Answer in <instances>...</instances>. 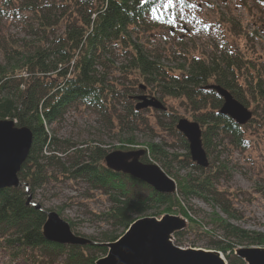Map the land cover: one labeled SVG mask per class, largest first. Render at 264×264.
Instances as JSON below:
<instances>
[{"label":"trees","instance_id":"1","mask_svg":"<svg viewBox=\"0 0 264 264\" xmlns=\"http://www.w3.org/2000/svg\"><path fill=\"white\" fill-rule=\"evenodd\" d=\"M188 5L187 0H0V120H12L32 134L18 172L20 185L0 188V247L11 259L95 264L106 254L101 244L116 240L137 215L150 210H155L153 215L161 210L179 213L198 226L190 215L188 202L193 198L218 207L227 221L237 218L231 198L217 188L227 170L219 156L230 149L244 155L249 139L264 138V66L230 46L199 56L184 44L172 51L156 48L151 24L172 26L177 11ZM11 26L23 37L7 33ZM208 85L225 89L245 107L251 101L252 118L242 126L222 115L223 100ZM148 87L162 104L163 99L179 101L200 126L207 158L214 152L217 156L207 167L193 162L186 139L176 129L179 113L163 104L158 123L185 150L176 161L180 168L190 169L173 194L107 168L104 157L109 150L102 142L77 145L53 128L71 110L89 111L117 130V149L128 151L137 144L132 137L136 123L143 120L142 110L136 109L139 94L134 92ZM145 145L140 160L161 163L170 176L169 157L175 155L171 147L164 141ZM61 179L80 181L106 197L109 207L98 216L109 228L91 238L98 244L67 245L43 236L46 212L35 207L36 192ZM29 194L33 202L27 203ZM227 221H214L223 240L213 247L228 254V264H245L233 255L234 247L264 246V234Z\"/></svg>","mask_w":264,"mask_h":264},{"label":"rangeland","instance_id":"2","mask_svg":"<svg viewBox=\"0 0 264 264\" xmlns=\"http://www.w3.org/2000/svg\"><path fill=\"white\" fill-rule=\"evenodd\" d=\"M187 1L189 5L177 11L176 20L172 26L151 24L152 33L157 35L156 41L152 43L154 46L157 45L161 50L172 51L178 44L176 48H181L184 44L185 48L198 56L201 52L208 54L212 48L215 50V47L220 50L230 46L237 52L240 50L239 52L245 58L264 66V0ZM6 32L11 36L23 37L16 26H11ZM157 46L155 47L158 48ZM165 64L170 63L165 62ZM241 76V80L244 81L245 75ZM243 81H241L242 85ZM125 85L127 86L126 83ZM134 94L153 95L150 93V87L142 93L136 91ZM163 104L166 109L176 110L181 118L192 120L190 113L184 110L179 101L163 99ZM246 106L250 111L253 110L251 101ZM141 110L143 120L136 123L137 130L132 137L137 144H134L130 150L145 149V144L151 141L166 142L175 153L174 157H169L170 176H168L175 181L177 189L178 181L188 177L190 172L189 168H180L181 164L176 162L185 150L179 146L178 139L158 123L159 109L149 107ZM105 125L106 123L94 113L71 110L53 128L59 137L79 143L77 145L87 141H99L110 152L120 145V136L115 128L110 130ZM259 136L261 137V134ZM249 140L250 146L245 150L244 155L236 149H230L226 152L222 150L223 155L219 156V159H225L227 170L218 179L217 188L231 198V205L237 218L227 221V217L218 207L213 208L202 199L193 198L188 202L192 208L190 215L197 220L198 226L191 225L186 218L187 226L178 232L183 234L173 236L174 245L216 250L213 243L223 240L221 233L214 225V221L218 218L243 229L264 234V138ZM221 149L220 147L219 150ZM216 157V152L210 154L207 158L208 164L211 161L215 162ZM150 162L161 166V163L157 161ZM28 197L29 202H33L30 194ZM35 199L39 208L42 206L45 212L55 211L60 218L69 223L78 236L92 241L91 238H97L101 231L109 228L98 216L109 207L106 197L89 190L80 181L61 179L60 182H52L43 189L37 190ZM160 212L153 215L155 210H150L137 215V218L166 213L181 215L162 210ZM238 247L251 246L244 244L234 249ZM222 255L228 263V254L222 253ZM229 257H231L230 254ZM0 264H26V262L22 259H11L0 247Z\"/></svg>","mask_w":264,"mask_h":264},{"label":"water","instance_id":"3","mask_svg":"<svg viewBox=\"0 0 264 264\" xmlns=\"http://www.w3.org/2000/svg\"><path fill=\"white\" fill-rule=\"evenodd\" d=\"M207 88L215 90L222 98L219 109L222 115L228 116L238 125H245L252 118V112L228 91L216 85ZM136 100V109L152 107L165 110L162 102L153 95L141 94ZM176 129L188 143L191 160L207 167L209 164L198 123L180 118ZM31 142L32 134L28 128L17 127L9 119L0 120V188L20 185L18 172L29 153ZM144 154L145 149H116L105 155L104 163L107 168L139 179L157 192L175 193V181L157 164L143 163L140 159ZM35 207L39 208L38 205ZM186 226L187 219L182 215L166 213L137 218L116 240L101 244L107 251L95 264H228L220 251L174 245V234ZM42 234L47 240L61 244H98L73 233L69 223L55 211L46 212ZM234 255L245 264H264V246L238 247L234 249Z\"/></svg>","mask_w":264,"mask_h":264}]
</instances>
